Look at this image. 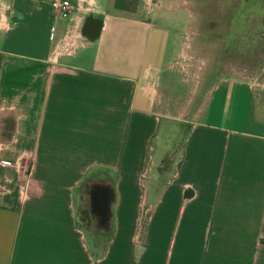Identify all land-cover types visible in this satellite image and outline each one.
Instances as JSON below:
<instances>
[{
	"label": "crops",
	"instance_id": "obj_1",
	"mask_svg": "<svg viewBox=\"0 0 264 264\" xmlns=\"http://www.w3.org/2000/svg\"><path fill=\"white\" fill-rule=\"evenodd\" d=\"M53 1L0 0V158L22 167H0V264H264V84L176 95L160 3L61 0L64 17ZM99 171L104 244L77 216Z\"/></svg>",
	"mask_w": 264,
	"mask_h": 264
},
{
	"label": "rangeland",
	"instance_id": "obj_2",
	"mask_svg": "<svg viewBox=\"0 0 264 264\" xmlns=\"http://www.w3.org/2000/svg\"><path fill=\"white\" fill-rule=\"evenodd\" d=\"M154 2L161 4V13L156 11L154 21L159 25L172 23L174 37L181 40L176 47L180 56L168 69L171 75L167 78V87L176 95L182 92L184 84L186 88L200 86L207 91L228 77L258 86L264 84V0ZM174 107L179 111L178 105ZM110 179L106 171L91 174L77 195L80 226L96 244L106 243L111 227L103 228L102 223L93 219L90 202L103 188L112 195Z\"/></svg>",
	"mask_w": 264,
	"mask_h": 264
},
{
	"label": "built area",
	"instance_id": "obj_3",
	"mask_svg": "<svg viewBox=\"0 0 264 264\" xmlns=\"http://www.w3.org/2000/svg\"><path fill=\"white\" fill-rule=\"evenodd\" d=\"M52 6L55 9V11L60 14L61 16H68L71 9L72 4L69 1H61V0H55L52 2ZM78 37L75 35V31H70L66 38L62 41V43L55 49L53 52V58L57 59L59 56L63 54L70 55L76 51V49L79 47V43L77 42ZM0 167H5L8 169H14L19 170L22 169L21 165L16 164L9 160H4L0 158ZM28 176H31L30 171L27 172Z\"/></svg>",
	"mask_w": 264,
	"mask_h": 264
},
{
	"label": "trees",
	"instance_id": "obj_4",
	"mask_svg": "<svg viewBox=\"0 0 264 264\" xmlns=\"http://www.w3.org/2000/svg\"><path fill=\"white\" fill-rule=\"evenodd\" d=\"M91 206H92V208H93L94 205H91ZM93 209H94V208H93Z\"/></svg>",
	"mask_w": 264,
	"mask_h": 264
}]
</instances>
